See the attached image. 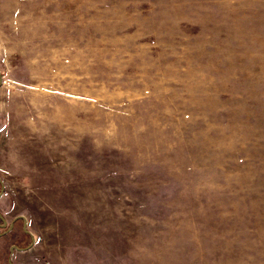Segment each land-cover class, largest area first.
<instances>
[{"label": "rangeland", "instance_id": "374dc122", "mask_svg": "<svg viewBox=\"0 0 264 264\" xmlns=\"http://www.w3.org/2000/svg\"><path fill=\"white\" fill-rule=\"evenodd\" d=\"M0 75V264H264V0H0Z\"/></svg>", "mask_w": 264, "mask_h": 264}, {"label": "water", "instance_id": "95a60500", "mask_svg": "<svg viewBox=\"0 0 264 264\" xmlns=\"http://www.w3.org/2000/svg\"><path fill=\"white\" fill-rule=\"evenodd\" d=\"M0 77H1V75H0ZM0 80H1V79H0ZM0 184H1V190H0V193H1V191H2V189H3V185H2L1 180H0ZM0 217H1V219H2V222L0 223V226H5V225H6V220H5V218H3L1 215H0ZM18 217H20V218L23 219V223H24V226H25V217H24L23 215H18ZM11 225H12V222L9 224V227H8V228H10ZM13 248H16V249H22V247H19V246H16V245H12V246H11V249H10V252L12 251ZM9 264H12L10 259H9Z\"/></svg>", "mask_w": 264, "mask_h": 264}, {"label": "trees", "instance_id": "16d2710c", "mask_svg": "<svg viewBox=\"0 0 264 264\" xmlns=\"http://www.w3.org/2000/svg\"><path fill=\"white\" fill-rule=\"evenodd\" d=\"M22 219V218H21ZM2 222V219H1V217H0V223ZM9 225V224H8Z\"/></svg>", "mask_w": 264, "mask_h": 264}]
</instances>
